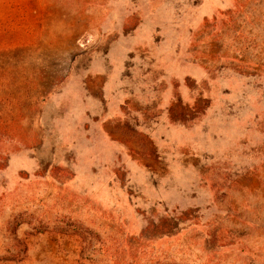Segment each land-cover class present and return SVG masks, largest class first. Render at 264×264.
I'll return each instance as SVG.
<instances>
[{"label":"rangeland","instance_id":"374dc122","mask_svg":"<svg viewBox=\"0 0 264 264\" xmlns=\"http://www.w3.org/2000/svg\"><path fill=\"white\" fill-rule=\"evenodd\" d=\"M0 264H264V0H0Z\"/></svg>","mask_w":264,"mask_h":264}]
</instances>
